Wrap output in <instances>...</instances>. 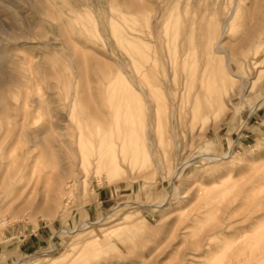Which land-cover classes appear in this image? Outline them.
Segmentation results:
<instances>
[{
	"label": "rangeland",
	"instance_id": "obj_1",
	"mask_svg": "<svg viewBox=\"0 0 264 264\" xmlns=\"http://www.w3.org/2000/svg\"><path fill=\"white\" fill-rule=\"evenodd\" d=\"M262 99L264 0H0V264H264Z\"/></svg>",
	"mask_w": 264,
	"mask_h": 264
},
{
	"label": "bare ground",
	"instance_id": "obj_2",
	"mask_svg": "<svg viewBox=\"0 0 264 264\" xmlns=\"http://www.w3.org/2000/svg\"><path fill=\"white\" fill-rule=\"evenodd\" d=\"M217 10V9H216ZM262 10V9H261ZM238 13V10L236 11L235 10V8L232 10L231 9V11H229L228 12V14L226 13V23L224 24V25H220L221 23H220V20L218 19V18H215L214 20H213V27L215 28V31L217 32V33H220V36L218 37V40H215V41H213V42H210V43H208V50L209 51H213V53H215L216 55H222L223 57H226V61H225V66H226V68H227V66H228V64L230 63V61H231V52H230V49L228 50L226 47H224V46H222L223 45V42H222V36L225 34V32H226V30H227V27H228V24H230L231 22H234V20H235V17H237V14ZM216 14V13H215ZM200 23H198V25H199ZM231 25V24H230ZM234 25V24H233ZM195 26V25H194ZM199 27L201 28V26L199 25ZM209 27H211V25H208V27L207 28H209ZM256 27V26H255ZM195 28V27H194ZM253 31H255V29L253 30ZM253 31H251V33H253ZM209 33V32H208ZM210 36H211V34L209 35V38H210ZM212 37V36H211ZM221 42H222V44H221ZM168 47V46H167ZM187 49H188V47H187ZM250 49L252 50V48L250 47ZM168 50V49H167ZM184 50H185V48H184ZM207 50V49H206ZM251 50H247V52H249V51H251ZM140 56V55H139ZM184 56V55H183ZM185 58V57H184ZM188 61H189V59H187ZM212 60V59H211ZM185 61V60H184ZM135 62V61H134ZM212 62H213V60H212ZM184 63V62H183ZM176 65V64H175ZM174 66V65H173ZM181 66H182V63H181ZM175 67V66H174ZM183 67V66H182ZM221 67H223V66H221ZM190 68V67H189ZM224 68V67H223ZM230 68H231V66H230ZM167 69V68H166ZM171 71H172V69H171ZM215 71V70H214ZM234 71V70H233ZM152 72V71H151ZM227 72V69H224V70H221V74L222 75H224L225 73ZM139 73V72H138ZM138 73H136V75L138 74ZM153 73V72H152ZM157 73V72H156ZM174 73V72H173ZM189 73V72H188ZM206 74V73H205ZM204 74V75H205ZM209 74V73H208ZM146 75V74H145ZM151 75V74H150ZM169 75V74H168ZM229 75V74H228ZM139 76H140V74H139ZM143 76V75H142ZM142 76H140L141 78H140V80L142 79ZM149 76V75H148ZM109 77V76H108ZM191 77V76H190ZM101 78H103V77H101ZM107 78V77H106ZM110 78H111V76H110ZM110 78H108L109 80H110ZM189 78V77H188ZM207 78V80H208V77H206ZM229 78H231V76H229L228 77V85H229V87H234V80H232V79H230L229 80ZM138 79H139V77H138ZM192 80H193V85L192 86H194L193 88H195V90L193 91V92H197V94L195 95V96H197L198 97V91H200V90H202V86H199L200 84H198V86H197V81L199 80L197 77H196V79L194 80V79H191V82H192ZM236 80V79H235ZM102 81L104 82V80L102 79ZM144 81V80H143ZM243 81V80H242ZM102 82V83H103ZM191 82L189 83V84H191ZM199 83H200V81H198ZM102 83L100 84L101 86H102ZM110 83V82H109ZM109 83H108V85H109ZM112 83V82H111ZM106 84V83H105ZM235 84H236V82H235ZM107 85V84H106ZM145 85H147V84H145ZM191 86V85H190ZM197 86V87H196ZM110 88H112V87H110ZM109 88V89H110ZM249 88V87H248ZM103 89V88H102ZM101 89V90H102ZM204 89V88H203ZM247 89V88H246ZM100 90V91H101ZM143 90V89H142ZM105 91V90H104ZM203 91V90H202ZM103 92V91H102ZM106 92V91H105ZM101 93V92H100ZM134 93V92H133ZM246 93V92H245ZM105 94V93H104ZM195 94V93H194ZM91 95V94H90ZM108 95V94H107ZM111 95V94H110ZM127 96L129 95V94H126ZM135 95V94H134ZM116 96V95H115ZM132 96V95H131ZM139 96V95H138ZM138 96H136V98L138 97ZM154 96V95H153ZM103 97V96H102ZM101 97V98H102ZM134 97V96H133ZM158 97V96H157ZM196 97V98H197ZM93 98V97H92ZM106 98H107V96H105V100H106ZM119 98V97H118ZM128 97H125V99H127ZM130 98V97H129ZM129 98H128V100H129ZM132 98V97H131ZM199 98V97H198ZM203 98H204V96H203ZM121 99V98H120ZM138 99V98H137ZM137 99L135 100V101H137ZM200 99V98H199ZM201 99H202V97H201ZM113 99H111V101H112ZM123 100V99H122ZM132 100V99H131ZM138 100H140V98L138 99ZM198 100V99H197ZM161 101V100H160ZM117 102V103H116ZM116 104H118L119 102H120V105H121V103H123L122 101H120L119 100V102H118V100L116 99ZM125 102V101H124ZM92 103L94 104V102L92 101ZM114 103V104H115ZM133 103H135L136 104V102H133ZM140 103V102H139ZM113 104V103H112ZM125 104V103H124ZM131 104H132V102H131ZM141 104V103H140ZM108 105H110L109 104V102H108ZM108 105H106V106H108ZM126 105V104H125ZM133 105V104H132ZM138 105V104H137ZM164 105V104H163ZM123 106V105H122ZM129 106H130V104H129ZM140 106V105H139ZM139 106H136V107H139ZM143 106V105H142ZM166 106V105H165ZM97 107V106H96ZM115 107V106H114ZM136 107H134V109L132 108V110H136ZM107 108H110V107H107ZM119 108H122V107H118L117 109H119ZM127 108V107H126ZM129 108V107H128ZM140 108V107H139ZM138 108V109H139ZM111 109V108H110ZM110 109H109V113H110ZM116 109V108H115ZM96 110V109H95ZM101 110V109H100ZM121 110V109H120ZM123 110V109H122ZM98 111V110H97ZM106 110H104L103 111V113L105 112ZM112 111V110H111ZM130 111V110H129ZM137 111H139V110H137ZM106 112H108V110L106 111ZM113 113H114V111H112ZM116 112H119V110L118 111H116ZM127 112V111H126ZM140 112V111H139ZM252 112V111H251ZM108 113V114H109ZM122 113H124L123 111H122ZM133 113V112H132ZM142 113V112H141ZM100 114V116H101V113H99ZM105 115H106V113H104ZM117 114V113H116ZM130 114V113H129ZM138 114V113H137ZM145 113H142V115H144ZM176 114V113H175ZM114 115V114H113ZM120 115V114H119ZM125 115V114H124ZM124 115L123 114H121L120 116H122V117H120V118H122L123 119V117H124ZM141 115V116H142ZM85 116V115H84ZM116 116V115H115ZM118 116V115H117ZM116 116V117H117ZM173 116H174V113H173ZM109 117H110V115H109ZM113 118H114V116H112ZM125 117H127V116H125ZM132 117V116H131ZM139 117H140V114H139ZM88 118V117H87ZM104 118V117H103ZM113 118H111V119H113ZM133 118V117H132ZM137 118V117H136ZM142 118V117H141ZM143 118H145V117H143ZM108 119V117L106 118V120ZM121 119V120H122ZM129 119V118H128ZM173 119V118H172ZM180 119V118H179ZM88 120V119H87ZM103 120V119H102ZM105 120V119H104ZM116 120V119H115ZM119 120V119H118ZM133 120H134V118H133ZM99 121V120H98ZM108 121V120H107ZM128 121H130L131 122V119H129ZM135 121V120H134ZM133 121V122H134ZM94 123L96 122V121H93ZM115 122V121H114ZM143 122V121H142ZM93 123V124H94ZM98 123V122H97ZM105 123V122H104ZM113 123V122H112ZM111 123V124H112ZM90 124V123H89ZM103 124V123H102ZM111 124H109V125H111ZM116 124V123H115ZM131 124V123H130ZM135 124H136V122H135ZM95 125V124H94ZM117 125V124H116ZM116 125H115V127H116ZM145 125V124H144ZM92 126V125H91ZM90 126V127H91ZM114 126V125H113ZM131 126H133V125H130V127ZM122 127V126H121ZM125 127V126H124ZM93 128H94V126H93ZM110 128H111V126H110ZM128 128V127H127ZM133 128V127H132ZM136 128V127H135ZM94 130V129H93ZM92 130V131H93ZM106 130H108V129H106ZM115 130V129H114ZM122 130V129H121ZM145 130V129H144ZM143 130V131H144ZM87 131V130H86ZM102 131H103V129H102ZM95 133H96V131H94ZM93 132V133H94ZM100 132V131H99ZM135 132V131H134ZM92 133V134H93ZM104 133V132H103ZM110 133L111 132H109V134L108 135H110ZM115 133V132H114ZM113 133V134H114ZM138 133V132H137ZM79 134V133H78ZM87 134V133H86ZM91 134V135H92ZM100 134V133H99ZM133 134V133H132ZM161 135L163 134V133H160ZM82 135V134H81ZM89 135V134H88ZM91 135H90V137H91ZM107 135V134H106ZM125 135H126V132H125ZM94 136V135H93ZM103 136H104V134H103ZM84 137V136H83ZM88 138H89V136H87ZM116 137V136H115ZM127 137V136H126ZM125 137V138H126ZM94 138V137H93ZM96 138H98L97 136H96ZM85 139H87V138H85ZM92 139V138H91ZM90 139V140H91ZM109 139V138H108ZM112 139V138H111ZM119 139V138H118ZM133 139V138H132ZM132 139H130L129 141H131V143H132ZM89 140V139H88ZM141 140V139H140ZM92 141V140H91ZM90 142V141H89ZM96 142V141H95ZM110 142V141H109ZM108 142V143H109ZM87 143V142H86ZM122 143V142H121ZM103 144V143H102ZM105 144V143H104ZM92 146H93V144H92ZM97 146V145H96ZM89 147V146H88ZM176 147V146H175ZM93 148V147H92ZM136 148V147H135ZM82 149H84V148H82ZM131 149V148H130ZM176 149V148H175ZM93 150V149H92ZM94 150H95V148H94ZM93 150V151H94ZM98 150V149H97ZM132 150V149H131ZM84 151H85V149H84ZM134 151V150H133ZM86 152V151H85ZM95 152V151H94ZM147 152V151H146ZM81 153V152H80ZM82 154V153H81ZM87 156V155H86ZM86 156H84V157H86ZM84 157L82 158V160L84 159ZM216 157V156H215ZM82 160H81V164H82ZM93 160V159H92ZM214 160V159H213ZM94 161H95V163H96V168H99V167H107L109 170H108V173H107V178H108V180H110L111 179V177H112V175L114 174V173H116V172H114V170L116 169V168H118L119 167V164H118V161H117V159L115 158V157H113V156H111L110 158H108V159H105V158H102V157H100V156H97L95 159H94ZM91 162V161H90ZM86 163V162H85ZM90 165V164H89ZM188 166V165H187ZM186 167H182V168H179V169H177V170H175V172L173 173V175H172V178L174 179V178H176V177H179V175L182 173V171L185 169ZM167 201V200H166ZM165 201V202H166ZM52 202H53V204L54 205H56V203H55V199L54 200H52ZM161 204H163V203H161ZM167 204V203H166ZM120 205V204H119ZM117 207V206H116ZM154 209V208H153ZM156 209H158V208H156ZM107 218V217H106ZM101 219V218H100ZM86 223V222H85ZM85 223H82L81 225H79V228H82L83 226H85L86 224ZM88 223V222H87ZM95 225V224H94ZM64 232H67V231H63V233ZM75 232V231H74ZM49 252H47L45 255H47ZM49 255V254H48ZM43 257V256H42ZM255 260V259H254ZM258 261V260H257Z\"/></svg>",
	"mask_w": 264,
	"mask_h": 264
},
{
	"label": "crops",
	"instance_id": "obj_3",
	"mask_svg": "<svg viewBox=\"0 0 264 264\" xmlns=\"http://www.w3.org/2000/svg\"><path fill=\"white\" fill-rule=\"evenodd\" d=\"M264 101V99H262L260 102H259V104L260 103H262ZM258 105V104H257ZM257 105L255 106V107H253V110H252V112L250 111V115L255 111V109L257 108ZM250 117V116H249Z\"/></svg>",
	"mask_w": 264,
	"mask_h": 264
}]
</instances>
